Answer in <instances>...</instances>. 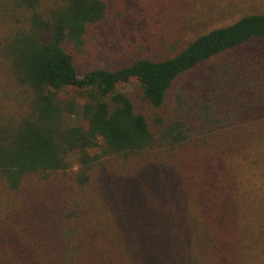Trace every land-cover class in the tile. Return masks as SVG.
I'll use <instances>...</instances> for the list:
<instances>
[{
    "label": "trees",
    "instance_id": "trees-1",
    "mask_svg": "<svg viewBox=\"0 0 264 264\" xmlns=\"http://www.w3.org/2000/svg\"><path fill=\"white\" fill-rule=\"evenodd\" d=\"M134 1L0 0V264H264V11L181 45ZM115 32L151 53L78 75Z\"/></svg>",
    "mask_w": 264,
    "mask_h": 264
},
{
    "label": "rangeland",
    "instance_id": "rangeland-1",
    "mask_svg": "<svg viewBox=\"0 0 264 264\" xmlns=\"http://www.w3.org/2000/svg\"><path fill=\"white\" fill-rule=\"evenodd\" d=\"M125 3L129 7L136 8V1L134 0H125ZM158 3H162L161 7L162 11H164L167 9V4L171 3V0H158ZM174 3L180 9L183 8L186 10L183 11L186 26L177 33L179 40H181L179 44L186 42L190 37L196 34V32L200 33L212 27L227 24L244 13L264 11V0H174ZM165 31L166 29L162 22L157 32L159 40L154 43V48H161L163 43L166 44L170 41L168 38L169 31H166V33ZM163 33L166 34L165 37L162 36ZM129 40L130 42H127ZM127 41L124 35L119 32H115L111 35L102 33L101 37L99 36L93 46L86 47V50L81 54L74 53L73 60L77 74L81 75L85 70L96 66L106 68L116 67L122 64L118 62H120L122 57L126 56L128 52L134 51L137 54L138 52L151 53V48L148 46L151 43L145 44V38L142 39L144 45H141V47L137 46V44H133L132 38H127ZM262 47H264V39H256L251 40L245 46L241 47L240 51L247 50L248 52L259 50L262 49ZM233 53H239V49ZM152 54L156 57H160L163 53L159 50ZM118 90L131 99L137 111L146 115L151 112L148 106L140 100L139 86L136 82L133 80L123 82L118 86ZM65 121L68 124H73L78 121V117L76 114H67L65 115ZM70 158L71 165L69 166V170L73 171L76 169L75 157L71 156Z\"/></svg>",
    "mask_w": 264,
    "mask_h": 264
}]
</instances>
